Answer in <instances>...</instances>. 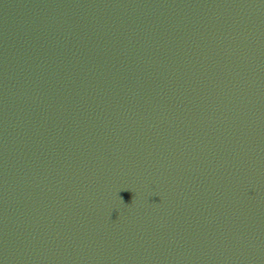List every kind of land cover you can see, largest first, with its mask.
Instances as JSON below:
<instances>
[{"label": "water", "instance_id": "water-1", "mask_svg": "<svg viewBox=\"0 0 264 264\" xmlns=\"http://www.w3.org/2000/svg\"><path fill=\"white\" fill-rule=\"evenodd\" d=\"M0 264H264V0H0Z\"/></svg>", "mask_w": 264, "mask_h": 264}]
</instances>
